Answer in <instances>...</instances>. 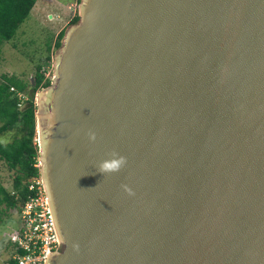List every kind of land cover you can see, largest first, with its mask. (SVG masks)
I'll list each match as a JSON object with an SVG mask.
<instances>
[{"label":"water","instance_id":"obj_1","mask_svg":"<svg viewBox=\"0 0 264 264\" xmlns=\"http://www.w3.org/2000/svg\"><path fill=\"white\" fill-rule=\"evenodd\" d=\"M78 11L37 95L46 264H264V0Z\"/></svg>","mask_w":264,"mask_h":264},{"label":"trees","instance_id":"obj_2","mask_svg":"<svg viewBox=\"0 0 264 264\" xmlns=\"http://www.w3.org/2000/svg\"><path fill=\"white\" fill-rule=\"evenodd\" d=\"M36 2L37 0H0L1 42L10 41L16 35L20 26L30 16ZM78 20L77 15L72 23ZM64 34L65 29L57 37L56 49L61 46ZM51 62L50 49L45 65H37L36 75L30 86L17 76L0 77V122L2 123L0 140L14 132L7 144L0 143V159L15 173L12 192L0 182V205L5 204L8 210L17 209L18 212L21 210L32 194L28 189V183L40 174L35 96L39 90L51 84V78L47 77ZM12 87L15 91H12ZM18 93H23L27 98L22 107ZM29 103L32 105L27 107Z\"/></svg>","mask_w":264,"mask_h":264},{"label":"rangeland","instance_id":"obj_3","mask_svg":"<svg viewBox=\"0 0 264 264\" xmlns=\"http://www.w3.org/2000/svg\"><path fill=\"white\" fill-rule=\"evenodd\" d=\"M59 1L69 3L72 0ZM78 10L79 3L60 21L58 27H56V21L46 14V8L38 18L34 13H31L10 41H0V77L5 74L17 76L30 86L35 78L37 65L46 63V49L51 45L56 32L60 28L67 30L73 24L72 20L79 14ZM55 52L56 50L52 54L51 66L47 71V77H50L51 80L54 76ZM38 92L35 96L36 108H38ZM12 134L14 132L2 137L1 140L5 138L11 140ZM14 174V171L10 170L7 164L0 159V182L10 192L13 191ZM19 222L20 217L17 209L8 210L5 204L0 205V264H4L11 254L10 239Z\"/></svg>","mask_w":264,"mask_h":264},{"label":"built area","instance_id":"obj_4","mask_svg":"<svg viewBox=\"0 0 264 264\" xmlns=\"http://www.w3.org/2000/svg\"><path fill=\"white\" fill-rule=\"evenodd\" d=\"M18 97L22 107L27 98L23 93ZM28 189L32 194L19 211L20 222L10 239L11 254L4 264H46L48 256L61 246L40 174L28 183Z\"/></svg>","mask_w":264,"mask_h":264},{"label":"crops","instance_id":"obj_5","mask_svg":"<svg viewBox=\"0 0 264 264\" xmlns=\"http://www.w3.org/2000/svg\"><path fill=\"white\" fill-rule=\"evenodd\" d=\"M79 3V0H72L69 3H63L59 0H41L39 2V0H37L34 8L32 9L31 13H34L35 17L38 18L39 16L42 15L44 8H46V14L50 15V17L52 18V20L56 21V27H58L60 25V21L66 17V15L73 10V8H75ZM67 4V5H66ZM30 13V15H31ZM64 28H60L57 32L56 35L54 37V39L51 42V45H49V47H47L46 49V58L49 55V50L51 49L52 54L54 53V51L56 50L55 48V44L57 41V37L59 35V33L63 30ZM25 33V32H23ZM7 75V74H5Z\"/></svg>","mask_w":264,"mask_h":264},{"label":"clouds","instance_id":"obj_6","mask_svg":"<svg viewBox=\"0 0 264 264\" xmlns=\"http://www.w3.org/2000/svg\"><path fill=\"white\" fill-rule=\"evenodd\" d=\"M90 139H95V133H92L90 135ZM0 143L7 144L8 140L6 138L2 139L0 140ZM125 162L126 158L124 156L113 154V157L111 159H106L99 162L98 170L101 173L116 172L120 170V168L125 164ZM126 190L131 193V189L126 188Z\"/></svg>","mask_w":264,"mask_h":264}]
</instances>
